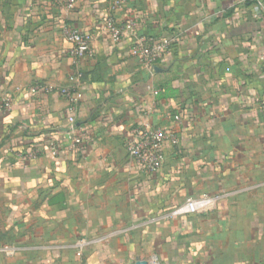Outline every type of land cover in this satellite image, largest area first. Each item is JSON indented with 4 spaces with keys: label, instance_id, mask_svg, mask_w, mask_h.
<instances>
[{
    "label": "crops",
    "instance_id": "1",
    "mask_svg": "<svg viewBox=\"0 0 264 264\" xmlns=\"http://www.w3.org/2000/svg\"><path fill=\"white\" fill-rule=\"evenodd\" d=\"M65 2L0 0V264H264V21L250 1L127 0L135 34L170 40L151 72L133 36L102 33L105 0ZM70 26L93 35L76 64ZM36 82L48 91L29 93ZM72 89L77 147L63 135ZM144 123L177 132L153 174L124 147ZM203 194L220 198L171 214Z\"/></svg>",
    "mask_w": 264,
    "mask_h": 264
},
{
    "label": "built area",
    "instance_id": "2",
    "mask_svg": "<svg viewBox=\"0 0 264 264\" xmlns=\"http://www.w3.org/2000/svg\"><path fill=\"white\" fill-rule=\"evenodd\" d=\"M77 0H66L65 7L70 9ZM127 0H105L106 7L101 18L100 29L102 33L113 43L120 42L125 36H133L130 52L136 57L148 71H152L155 63L168 51L170 40H161L153 35L135 34V22L128 16H124L125 4ZM251 5L252 18L264 21V0H249ZM122 17V18H121ZM64 39L69 44L68 54L73 64L79 60L90 57L93 54L92 39L90 32L76 28L66 27L64 29ZM70 78L78 80L81 73L74 67L71 68ZM48 86L43 82H36L29 87V93L47 92ZM153 93H157L153 90ZM68 101L67 109L70 123L63 131L65 140L71 147H77L82 144L86 137L85 130L75 123L74 115L77 110V102L74 90L66 92ZM12 99L9 96L3 98V109L10 110ZM177 141V132L172 127L151 126L144 123L132 127L124 139V147L134 162L136 170L144 174H153L162 166L164 160V150L167 144ZM46 149L51 152L52 157L60 153V142L51 139L46 143ZM42 148L39 145H33L23 154L24 159H36ZM220 198L219 195L211 196L203 194L199 197L188 196L184 199L181 206L175 208L171 214L180 215L186 213L203 212ZM78 247L83 245V241L78 242ZM5 252H10L8 248H2ZM79 252V251H78ZM151 264H159L155 259Z\"/></svg>",
    "mask_w": 264,
    "mask_h": 264
},
{
    "label": "trees",
    "instance_id": "3",
    "mask_svg": "<svg viewBox=\"0 0 264 264\" xmlns=\"http://www.w3.org/2000/svg\"><path fill=\"white\" fill-rule=\"evenodd\" d=\"M34 144H32V146H33Z\"/></svg>",
    "mask_w": 264,
    "mask_h": 264
}]
</instances>
